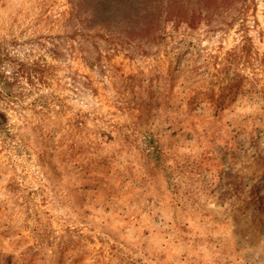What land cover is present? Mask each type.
<instances>
[{"label": "rangeland", "instance_id": "obj_1", "mask_svg": "<svg viewBox=\"0 0 264 264\" xmlns=\"http://www.w3.org/2000/svg\"><path fill=\"white\" fill-rule=\"evenodd\" d=\"M173 1L91 67L0 0V264H264V0Z\"/></svg>", "mask_w": 264, "mask_h": 264}, {"label": "trees", "instance_id": "obj_2", "mask_svg": "<svg viewBox=\"0 0 264 264\" xmlns=\"http://www.w3.org/2000/svg\"><path fill=\"white\" fill-rule=\"evenodd\" d=\"M67 1L70 12L61 38L72 47L77 44L85 63L94 67L101 63L103 51L147 43L157 27L161 33V26H156V29L154 26L157 22L161 25L170 20L173 0ZM50 52L56 56L59 45L54 44ZM3 57L0 52V96L1 88L8 82V77L2 70ZM13 75L15 79L21 77L19 70ZM2 119L3 115L0 113V120Z\"/></svg>", "mask_w": 264, "mask_h": 264}]
</instances>
